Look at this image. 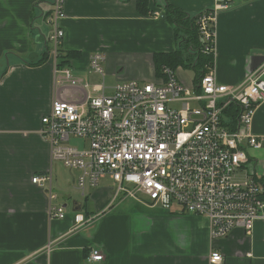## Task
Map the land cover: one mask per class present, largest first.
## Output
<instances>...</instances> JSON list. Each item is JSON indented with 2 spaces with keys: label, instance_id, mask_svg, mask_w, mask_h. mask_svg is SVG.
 I'll use <instances>...</instances> for the list:
<instances>
[{
  "label": "crops",
  "instance_id": "obj_1",
  "mask_svg": "<svg viewBox=\"0 0 264 264\" xmlns=\"http://www.w3.org/2000/svg\"><path fill=\"white\" fill-rule=\"evenodd\" d=\"M225 1L168 0L191 14ZM154 2L150 0V10L141 14L136 0H64L60 51L67 56V65L84 81L90 80L96 75L89 72V59L99 51L106 56L104 65L115 83L161 82L164 77L155 72L154 54L174 52L179 42L165 9ZM52 3L0 0V264H210L213 251L223 254L222 264H264L262 219L251 234L235 228L216 240L210 237L206 217L178 206L168 210L141 201L159 213L140 223L124 211H105L96 219L110 201L109 189L99 185L88 186L82 201L70 194L54 201L67 210L75 200L83 205L87 197L85 213L93 220L76 229L73 209L63 220L51 219L48 193L32 179L51 172L53 188L54 175L56 183L63 180L60 161L52 160L42 133V117L50 113L55 98H63L57 97L48 51L51 33L47 36L44 24ZM229 4L230 9L216 17L214 59L218 81L237 85L246 79L252 58L264 56V0ZM180 72L181 66L175 70L181 82L195 85ZM252 130L264 135V103L256 109ZM248 152L251 160L238 178L247 173L264 177V150ZM94 248L104 254L103 261H88Z\"/></svg>",
  "mask_w": 264,
  "mask_h": 264
},
{
  "label": "built area",
  "instance_id": "obj_2",
  "mask_svg": "<svg viewBox=\"0 0 264 264\" xmlns=\"http://www.w3.org/2000/svg\"><path fill=\"white\" fill-rule=\"evenodd\" d=\"M229 1L197 20L205 42L202 52L214 58L216 17L230 9ZM64 15V0H54L47 17L53 25L48 40L57 97L63 98H55L50 113L42 117L52 160L82 171L78 185L83 195L87 186L97 187L109 177L115 183L114 199L138 200L141 193L155 206H178L204 216L214 240L235 228L251 234L255 222L264 221V187L254 174L242 179L238 175L251 160L249 150H264V135L252 130L256 109L264 103V61L237 85L218 81L214 59L201 77L199 91L164 67L161 82L122 80L109 92L102 52L89 59V72L101 75L102 83L90 86L72 67L62 65ZM72 139L77 144H70ZM32 181L48 193L51 219H65L66 208L54 202L58 194L53 174L36 175ZM90 220L81 211L73 212L76 229ZM87 259L100 262L104 254L94 248ZM209 261L222 264L223 254L213 251Z\"/></svg>",
  "mask_w": 264,
  "mask_h": 264
},
{
  "label": "trees",
  "instance_id": "obj_3",
  "mask_svg": "<svg viewBox=\"0 0 264 264\" xmlns=\"http://www.w3.org/2000/svg\"><path fill=\"white\" fill-rule=\"evenodd\" d=\"M136 1L138 11L141 14H147L150 10V0ZM154 3L156 6L163 7L165 9L168 20L172 23L176 38L179 42V48L174 52L154 54L155 72L157 76L161 77L164 75V67H169L173 70H176L179 66L185 69H190L194 72L193 81L196 89L199 91L200 88L198 85L201 77L207 72V67L212 65L214 61V56L212 54H205L202 52L205 42L201 37V33L197 24L198 18L208 10L197 14H191L174 6L168 2V0H155ZM51 14L52 10L49 12V14H47V16H50ZM48 51L50 50L48 49ZM60 56L62 65H67V56L63 55L61 51ZM254 175L264 187V177L260 176L258 173H254ZM262 198L264 199V192L262 194ZM84 200L85 201L83 202L82 210H85L87 197H85ZM84 214L86 217L89 216L88 213Z\"/></svg>",
  "mask_w": 264,
  "mask_h": 264
},
{
  "label": "rangeland",
  "instance_id": "obj_4",
  "mask_svg": "<svg viewBox=\"0 0 264 264\" xmlns=\"http://www.w3.org/2000/svg\"><path fill=\"white\" fill-rule=\"evenodd\" d=\"M44 24H45V29L47 30V36H48L53 31V25L50 22H48L47 19L44 21ZM48 42H50V41L48 40ZM50 48H52L51 42H50ZM49 55H51V53H49ZM6 57L7 56L5 55V58ZM52 63H53V59H52ZM183 70L193 80L194 72L190 69H185V68H183ZM180 73H181V75L183 74L182 72H180ZM85 81L88 82L90 84V86H92V85L97 84V83H102L103 77L98 74L95 77L92 76L90 80L88 78H85ZM104 82L107 86H109V84H111L112 86H115L117 84V82L115 83L114 78L108 74L105 65H104ZM56 88H57V86H56ZM88 90L90 92H92V88H88ZM108 91L110 92V90H108ZM196 105H200V103H198ZM77 142H78L77 140L72 139L70 141V144L75 145V144H77ZM58 171H59V173H61L63 180L56 183V178L54 175V186H55L54 191L59 195L60 199H65V196H67V194H70L71 196H73L74 199H79L82 201L83 200L82 190H80V188L78 186L82 171L79 169L68 168L61 161H60V167H59ZM102 186L109 189L110 201H109V204L107 205L106 209L95 214L96 219L98 217H100L102 215V213L105 211H108V212H110V211H115V212L124 211L130 216V218L132 219L133 222L140 223L144 219H146V220L151 219L150 215H154L155 212L159 213L158 212L159 209L151 210L146 205L147 203L141 202V201H145V200L150 202L148 200V198H146L145 195L141 194V193H138V196H139L138 201L134 200V198L126 199L124 202H121V199H114L115 183L109 177L102 179L98 188H100ZM87 187H86V191L88 189ZM130 187L133 188L132 185H130ZM67 200H69V199H67ZM88 203H89L90 209H92L93 205H91V201ZM67 210L69 212H72V205H70L69 208H67ZM81 212L85 213V210H82Z\"/></svg>",
  "mask_w": 264,
  "mask_h": 264
},
{
  "label": "water",
  "instance_id": "obj_5",
  "mask_svg": "<svg viewBox=\"0 0 264 264\" xmlns=\"http://www.w3.org/2000/svg\"><path fill=\"white\" fill-rule=\"evenodd\" d=\"M253 62L248 70V72H252L254 71L263 61H264V56H254L252 58ZM72 209L73 211H82V202L81 201H78V200H75L73 202V206H72Z\"/></svg>",
  "mask_w": 264,
  "mask_h": 264
}]
</instances>
